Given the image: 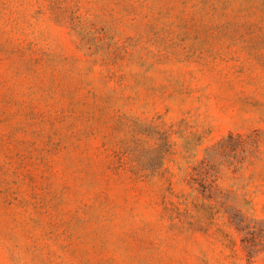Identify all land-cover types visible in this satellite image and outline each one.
Wrapping results in <instances>:
<instances>
[{"label":"rangeland","instance_id":"1","mask_svg":"<svg viewBox=\"0 0 264 264\" xmlns=\"http://www.w3.org/2000/svg\"><path fill=\"white\" fill-rule=\"evenodd\" d=\"M0 264H264V0H0Z\"/></svg>","mask_w":264,"mask_h":264}]
</instances>
